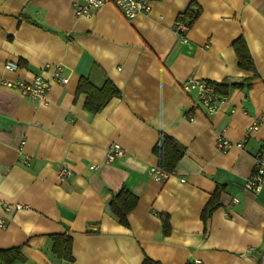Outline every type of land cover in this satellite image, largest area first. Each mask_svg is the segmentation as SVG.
Masks as SVG:
<instances>
[{
    "label": "crops",
    "instance_id": "crops-1",
    "mask_svg": "<svg viewBox=\"0 0 264 264\" xmlns=\"http://www.w3.org/2000/svg\"><path fill=\"white\" fill-rule=\"evenodd\" d=\"M147 1L149 13L128 19L112 4L78 17L76 0H0V80L51 82L45 101L0 85V251L25 258L13 264H264V190L246 188L264 151V0ZM193 6L185 43L176 23ZM241 37L256 73L239 68ZM59 66L67 84L54 79ZM83 79L121 97L91 114ZM189 79L242 87L209 117L182 89ZM161 135L186 148L165 181L150 175ZM220 135L242 146L221 151ZM114 145L125 154L108 162ZM121 191L138 198L128 227L110 208ZM57 234L71 239L73 263L53 253Z\"/></svg>",
    "mask_w": 264,
    "mask_h": 264
},
{
    "label": "trees",
    "instance_id": "trees-1",
    "mask_svg": "<svg viewBox=\"0 0 264 264\" xmlns=\"http://www.w3.org/2000/svg\"><path fill=\"white\" fill-rule=\"evenodd\" d=\"M200 15L201 9L198 6H193L180 17V20L186 23L189 27H192ZM233 48L238 59L239 68L244 71L256 73L255 63L251 57L245 39L241 37L236 40L233 44ZM215 86L218 95H228L231 89L242 87L241 84L228 82L222 84L215 83ZM78 93H85L87 95L86 109L91 114L101 112L112 98L121 97L120 92L109 81L106 82L102 89H96L89 83V81L83 79L79 84ZM154 152L159 161L158 168L168 175H173L178 163L185 156L186 148L176 142L173 138L167 135H161L160 145ZM222 193V188L217 189L210 202L205 207L202 217L206 224L212 213L220 207ZM137 204L138 198L135 195L127 191H121L113 198L110 208L112 213L119 219L120 223L123 226L128 227V216L136 209ZM163 231L166 235L170 233L169 220L167 217H163ZM51 238L54 242L53 253L57 255L58 258L73 263L74 258L72 256L71 239L62 234L52 235ZM0 259L5 264H13L15 261H25L22 254V247L1 250ZM143 264L159 263L146 260Z\"/></svg>",
    "mask_w": 264,
    "mask_h": 264
},
{
    "label": "built area",
    "instance_id": "built-area-1",
    "mask_svg": "<svg viewBox=\"0 0 264 264\" xmlns=\"http://www.w3.org/2000/svg\"><path fill=\"white\" fill-rule=\"evenodd\" d=\"M108 4L117 6L128 19H134L140 14L149 13L151 11L150 2L147 0H76V15L78 17L91 16L93 12ZM189 30L190 27L186 23L181 20L177 21V35H179L185 43L187 42L186 35ZM17 68V65L13 63L5 64V69L8 71H16ZM54 79L63 85L67 84L68 78L65 76V72L62 67L59 66L55 69ZM0 85L15 90L25 97L39 101H45L51 90V82L42 76L36 77L31 83L21 80H0ZM181 87L189 96H193L199 103H201L207 116L209 117L214 116L218 112L220 105L226 100L225 97L217 94L215 83L212 82L189 79L183 82ZM188 117L192 118L190 114ZM253 129H257V124L254 125ZM234 145L238 147L242 146L241 144H233L223 135H220L217 138V146L221 151H226ZM124 154L125 150L120 145H114L108 150L107 160L108 162H113L118 157H122ZM150 175L158 181H165L169 176H171L161 171L158 167L152 168L150 170ZM72 176L73 172L68 166H64L59 171V177L63 180L69 179ZM246 188L254 195H258L264 190V151L256 160L254 171L247 181ZM24 207L25 206L23 205H17L16 210H22ZM6 210L9 211V208ZM6 226V221L0 218V228L4 229ZM200 263V261H196V264Z\"/></svg>",
    "mask_w": 264,
    "mask_h": 264
}]
</instances>
